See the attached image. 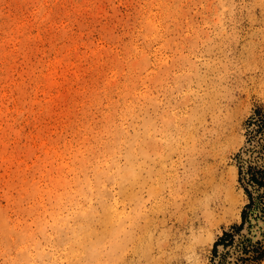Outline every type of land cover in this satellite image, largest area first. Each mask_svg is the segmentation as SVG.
<instances>
[{"label": "rangeland", "instance_id": "rangeland-1", "mask_svg": "<svg viewBox=\"0 0 264 264\" xmlns=\"http://www.w3.org/2000/svg\"><path fill=\"white\" fill-rule=\"evenodd\" d=\"M253 176L264 0H0V264H264Z\"/></svg>", "mask_w": 264, "mask_h": 264}, {"label": "bare ground", "instance_id": "bare-ground-1", "mask_svg": "<svg viewBox=\"0 0 264 264\" xmlns=\"http://www.w3.org/2000/svg\"><path fill=\"white\" fill-rule=\"evenodd\" d=\"M96 1V0H95ZM66 4V3H65ZM145 9H147V8H145ZM151 9V8H150ZM147 12V11H146ZM146 15V14H145ZM151 18V17H150ZM149 32V31H148ZM128 45V44H127ZM56 50V49H55ZM135 50V49H134ZM133 52V51H132ZM131 52V54H132V56L133 57H136V58H139V56L137 55V54H133ZM141 52V51H140ZM48 53V52H47ZM94 53V52H93ZM92 53V54H93ZM135 53V52H134ZM94 55V54H93ZM91 57V56H90ZM133 57H131V58H133ZM59 58V57H58ZM128 58V57H127ZM126 58V59H127ZM134 59V58H133ZM56 60V59H55ZM54 60V61H55ZM60 61H61V59H60ZM59 61V62H60ZM63 61H64V59H63ZM128 61H129V59H128ZM117 65V64H116ZM116 67V66H115ZM129 68V67H128ZM118 69V68H117ZM131 69V68H130ZM112 70H114V69H112ZM119 70V69H118ZM59 71V70H58ZM53 74V73H52ZM126 74H128L127 72H126ZM130 74V73H129ZM116 75V74H115ZM118 75V74H117ZM119 76V75H118ZM127 76V75H126ZM109 77V76H108ZM113 77V76H112ZM110 78V77H109ZM117 78V77H116ZM124 78V77H123ZM126 79V82H125V88L122 90H120V92L122 93L121 95H119V96H126L127 94L126 93H128V91L131 89V86H132V82H133V77L131 76V74L130 75H128V77L127 78H125ZM44 79H42L41 81H43ZM123 80V79H122ZM110 81H112V80H110ZM113 82V81H112ZM111 82V83H112ZM42 83V82H41ZM44 83H45V81H44ZM114 83V82H113ZM121 84V83H120ZM116 85V84H115ZM121 86V85H120ZM108 87H109V85H108ZM118 87V86H117ZM46 89V88H45ZM107 90V89H106ZM108 90H109V88H108ZM114 90V89H113ZM137 91V90H136ZM108 93V92H107ZM122 100V99H121ZM120 102V101H119ZM121 106H123V103L122 104H120ZM130 105V104H129ZM111 107V106H110ZM112 111V109L109 111L108 110V112H107V116H110L112 113H113V111ZM118 111H119V109H118ZM120 113V112H119ZM126 113V112H125ZM121 114V113H120ZM130 114H131V112H130ZM104 115V114H103ZM123 115V114H122ZM124 116V115H123ZM127 117V116H126ZM108 120V119H107ZM129 120V119H128ZM108 122H109V120H108ZM129 122V121H128ZM110 123V122H109ZM127 124V123H126ZM128 126V125H127ZM130 127H131V125H130ZM129 128V127H128ZM80 129V128H79ZM77 130V129H76ZM82 130V129H81ZM129 131V130H128ZM128 131H127V133H128ZM127 135V134H126ZM129 135H130V133H129ZM161 135V134H160ZM37 136V135H36ZM98 136V135H97ZM125 136V135H124ZM127 140V139H126ZM44 141V140H43ZM111 141V140H110ZM150 141H151V143H152V134H150ZM75 142V141H74ZM87 143V142H86ZM85 143V144H86ZM75 144V143H74ZM63 147V146H62ZM106 147V146H105ZM103 148H104V146H103ZM151 148H152V146H151ZM43 149H44V147H43ZM96 149V148H95ZM102 149V148H101ZM75 150V149H74ZM102 150H104V149H102ZM101 150V151H102ZM124 150H125V148H124ZM96 151H97V149H96ZM120 152H122L121 150H120ZM96 153H98V152H96ZM50 154V153H49ZM93 154V153H92ZM117 154V153H116ZM120 154V153H119ZM118 157V156H117ZM122 158V157H121ZM124 158V157H123ZM119 163H121V162H119ZM127 166H128V164H127ZM107 169V168H106ZM61 173V172H60ZM60 177H62V176H60ZM67 178H68V175L66 174H64L63 175V177L61 178L62 179V181L61 182H63L64 181V183H65V180H66V185H68L69 184V181L67 180ZM103 179H104V177H103ZM103 182V181H102ZM108 185V184H107ZM108 187V186H107ZM94 188V187H93ZM96 188V187H95ZM113 188V187H112ZM6 189V188H5ZM58 190V189H57ZM103 191V190H102ZM2 192V191H1ZM260 214V213H259ZM253 220V219H252ZM260 222V221H259ZM254 225H256L257 223H253ZM262 224L260 223V226H261ZM262 227V226H261ZM255 230H258L257 228H255L253 231H255ZM256 232V231H255ZM246 233V232H245ZM248 233V232H247ZM259 234V233H258ZM257 238V237H256ZM260 238V237H259ZM203 239V238H202ZM256 240V239H255ZM235 255V254H234ZM232 257H233V255H232ZM230 258V257H229Z\"/></svg>", "mask_w": 264, "mask_h": 264}, {"label": "trees", "instance_id": "trees-1", "mask_svg": "<svg viewBox=\"0 0 264 264\" xmlns=\"http://www.w3.org/2000/svg\"><path fill=\"white\" fill-rule=\"evenodd\" d=\"M252 182L256 183L259 187V189L263 190V196H264V178L262 180H258L255 176H253V178L251 179ZM250 199L253 202V197L252 195L248 192ZM252 204V203H251ZM250 204V205H251ZM246 220L245 216H244V221ZM242 228V226L239 228V230ZM230 235L226 234L225 237H228ZM261 259H264V256H261Z\"/></svg>", "mask_w": 264, "mask_h": 264}]
</instances>
